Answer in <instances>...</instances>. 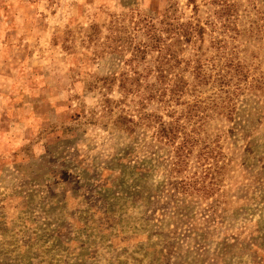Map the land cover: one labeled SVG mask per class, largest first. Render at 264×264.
I'll return each mask as SVG.
<instances>
[{"label":"rangeland","instance_id":"rangeland-1","mask_svg":"<svg viewBox=\"0 0 264 264\" xmlns=\"http://www.w3.org/2000/svg\"><path fill=\"white\" fill-rule=\"evenodd\" d=\"M0 264H264V0H0Z\"/></svg>","mask_w":264,"mask_h":264},{"label":"trees","instance_id":"trees-1","mask_svg":"<svg viewBox=\"0 0 264 264\" xmlns=\"http://www.w3.org/2000/svg\"><path fill=\"white\" fill-rule=\"evenodd\" d=\"M149 26H150V30H149V37H150V39H151V42H154V43H160V41H161V36L160 35H158L157 36V32L155 31V26H153V25H151V24H149ZM165 33H168L167 31H166V29L165 30H163ZM181 33H183V34H181V36H191L192 35V33L190 32V33H188V31H186V30H181ZM189 37H187V39H188ZM160 45V44H159ZM149 47V46H148ZM161 48V47H160ZM105 82L106 81H108L107 79H105L104 80ZM122 87H124V84H123V86ZM174 89H171L170 91H173ZM130 92V91H129ZM151 116H149L148 117V119L150 118ZM128 122L129 123H131L132 125H136V123H135V120L134 119H130V120H128ZM167 124H165V123H162L161 124V130L159 131V134H158V136H159V139H161V140H164V139H166V140H169L170 142H174V139L176 138L175 137V134H174V131L172 130V129H169V128H167V126H166ZM197 130V129H196ZM157 136V137H158ZM184 148V147H183ZM189 154V153H188ZM187 153H185L184 152V150L181 148V149H179V152H178V160L176 161V165L177 166H180V167H182L183 165H184V162H185V159H187ZM188 186L189 185H184L183 186V189H184V191H189V189H188Z\"/></svg>","mask_w":264,"mask_h":264}]
</instances>
